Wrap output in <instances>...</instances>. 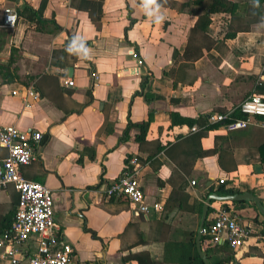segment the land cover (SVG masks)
Wrapping results in <instances>:
<instances>
[{"label":"crops","instance_id":"1","mask_svg":"<svg viewBox=\"0 0 264 264\" xmlns=\"http://www.w3.org/2000/svg\"><path fill=\"white\" fill-rule=\"evenodd\" d=\"M74 1L0 0V66H8L13 57L11 70L18 79L6 84L0 71V131L17 126L43 134L36 161L21 172L53 192L55 222L62 240L75 251L71 264H183L179 260L189 254V242L198 238L208 199L252 194L264 206L262 125L232 132L221 127L202 131L196 125L200 130L192 132L190 126L172 122L173 113L199 120L234 111L256 92L264 97V21L238 26L229 15H215L210 35L222 44L189 62L185 53L198 21L189 12L194 0H84L90 5L83 8L80 0ZM92 1L102 2L99 29L85 10L92 8L96 16ZM25 3L36 9L44 5L48 26L40 30L20 18L14 29L1 28L4 9L17 10ZM228 33L236 36L225 39ZM73 39L84 51L77 60L68 58L61 60L63 66H54V53L65 51ZM134 52L144 66L136 76H122L123 68L134 66ZM92 72L99 75L94 88ZM145 77L149 83L143 91ZM68 79L74 87L66 85ZM28 87L41 95L31 107L21 95H12ZM150 116L142 147L136 129L124 140L129 123ZM160 146L165 147L161 152ZM6 156L0 147V159ZM131 157L142 162L138 181L147 204H161L160 212L144 214L124 197L105 193L122 177ZM18 201L14 187L0 190V235L9 228ZM216 206L230 209L254 232L264 229V216L253 201L213 199L206 223ZM37 247L32 239L19 248L21 264ZM202 249L205 254L211 250V256L206 255L210 264H264V244L254 239L237 252L227 244L208 242H202ZM0 264H12L4 250Z\"/></svg>","mask_w":264,"mask_h":264},{"label":"built area","instance_id":"2","mask_svg":"<svg viewBox=\"0 0 264 264\" xmlns=\"http://www.w3.org/2000/svg\"><path fill=\"white\" fill-rule=\"evenodd\" d=\"M16 9L5 8L1 28L14 29L19 23ZM134 66L123 68L122 76H136L144 66L138 52L132 54ZM92 86L98 84L99 75L91 74ZM66 85L74 87L75 82L68 79ZM12 95H21L26 107L41 99L40 93L33 87L23 91H13ZM246 117L235 119V112L213 114L209 118V125H221L229 132L244 130L251 125L264 127V97L252 94L238 108ZM261 119V120H260ZM200 128L193 127L192 132ZM44 136L39 131H24L17 126H9L0 131V147L7 151V156L0 159V190L9 186L14 187L19 195L18 205L12 220L11 227L0 235V250L12 258V264H21L17 259L19 248L32 239L38 243L36 253L26 259L25 264H71L75 260L74 248L61 238L60 228L55 222L54 196L47 186L29 181L22 175L21 169L31 165L37 159V148L40 147ZM143 168L139 157H131L122 177L113 185L105 189L109 198L124 197L142 213L148 214L152 209L162 210L161 204L150 206L146 202L143 189L138 181V175ZM225 180H220L224 185ZM192 182V185H195ZM213 246L227 244L237 252L251 239L264 244V229L260 233L254 232L252 227L242 224L233 212L222 206H216L212 211L209 227L204 231ZM231 264H236L234 261Z\"/></svg>","mask_w":264,"mask_h":264},{"label":"trees","instance_id":"3","mask_svg":"<svg viewBox=\"0 0 264 264\" xmlns=\"http://www.w3.org/2000/svg\"><path fill=\"white\" fill-rule=\"evenodd\" d=\"M79 1V0H78ZM77 0L74 1V3ZM90 1L80 0L79 7L83 8L81 5H90ZM75 6V4H73ZM91 6L94 7L96 12V16L92 8L88 7L87 10L91 19L94 21L96 26L100 27L101 17H102V2H91ZM44 5L40 9L34 8L31 4L25 3L22 7L17 8V13L19 18H23L34 24L37 29L40 28L42 30L45 26H48L50 21H45L44 19ZM189 12L198 17V21L195 27L190 31V37L188 41V47L185 53V58L189 62H195L201 59L204 56V50L210 51L213 48H219L222 44L220 40L213 38L210 33V27L213 22V17L215 15H229L231 17V24L238 26H249L259 24L264 21V0H251V2L247 3H239L235 0H194L189 3ZM132 25L135 21H131ZM55 30H61L60 27L54 24ZM131 27V26H130ZM129 28L126 30L128 31ZM236 36V33H228L225 39L233 38ZM4 42L0 41V45H3ZM14 50V49H13ZM84 51V46L77 43L74 39L68 43V47L65 51H56L53 56L52 64L54 66H63L61 60H65L71 58L72 60H77L78 52ZM14 61L13 57L10 59L8 66L2 67L0 66V71L3 73V79L6 84H12L16 82V75L12 73L11 67L13 66ZM264 76V71H263ZM149 83V78L145 77L142 81V90L144 91L146 85ZM260 85H264V83H260ZM141 93L137 94L139 96ZM254 94H258L257 92ZM259 95V94H258ZM263 97V96H262ZM147 99H149L146 96ZM218 114V113H214ZM212 114L208 116H202L199 120H194L190 118H185L180 116L177 113L172 114V122L174 126L177 125H188L191 128L198 125L202 131H207L212 128L220 127L221 125H209V118ZM233 117L235 119H245L246 117L241 113L239 109H236ZM152 116L149 117L148 121H143L140 123H129L128 131L125 133L124 140L126 141L129 137V130L136 129L139 134L136 137V142L139 143L140 147L144 143H146L147 133L149 131L150 125L152 123ZM261 120V119H260ZM109 126V124H108ZM109 130V129H107ZM201 132V131H200ZM165 149V147L160 146L158 151L161 152ZM227 195H233V191H226ZM169 203V202H168ZM182 208V204L180 205ZM201 212V211H200ZM15 214V213H14ZM14 216V215H13ZM12 223V222H11ZM11 223L9 228L11 227ZM209 227V223H206V229ZM7 228V230L9 229ZM6 231V230H5ZM4 231V232H5ZM203 244L205 242L209 243V238L206 235L202 237ZM190 248L189 254L186 258H182L179 260L180 263L183 264H205L204 261L199 256L197 251V246L195 240L189 242ZM181 247V246H179ZM212 249V248H211ZM206 255L208 257L211 256V250L207 249ZM185 254L182 253V257Z\"/></svg>","mask_w":264,"mask_h":264},{"label":"water","instance_id":"4","mask_svg":"<svg viewBox=\"0 0 264 264\" xmlns=\"http://www.w3.org/2000/svg\"><path fill=\"white\" fill-rule=\"evenodd\" d=\"M10 1L19 2L20 0H10ZM73 70L74 69H70V71H69V74L71 77H73ZM254 169H255V171H257L259 173L262 172V167L260 165H256L254 167ZM213 199L219 200L221 202H238V203L244 202V201H253L256 203L260 213L264 216V206H263L262 202L252 194H237V195L227 196V197L215 196V197H211L210 199H208L206 205L204 206L202 220H201V226H200V230L198 233V238L196 240L198 253H199L201 259L204 261L205 264H210V262H209L208 257L206 256V254L204 253V251L202 249V237L204 235V231L206 228V222H207V217H208V213H209V204L211 203V201Z\"/></svg>","mask_w":264,"mask_h":264},{"label":"clouds","instance_id":"5","mask_svg":"<svg viewBox=\"0 0 264 264\" xmlns=\"http://www.w3.org/2000/svg\"><path fill=\"white\" fill-rule=\"evenodd\" d=\"M157 19L159 20V19H162V17H157Z\"/></svg>","mask_w":264,"mask_h":264}]
</instances>
